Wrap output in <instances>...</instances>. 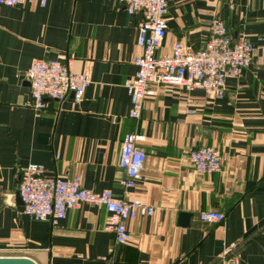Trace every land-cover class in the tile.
I'll return each mask as SVG.
<instances>
[{"label":"crops","instance_id":"0c3cea01","mask_svg":"<svg viewBox=\"0 0 264 264\" xmlns=\"http://www.w3.org/2000/svg\"><path fill=\"white\" fill-rule=\"evenodd\" d=\"M214 17L233 40L243 35L254 47L251 65L226 78L225 98L153 85L131 119L124 83L141 54L140 14L128 15L115 0L0 6V256L36 264H224V248L235 245L228 258L264 264V0H167L155 55H170L175 42L202 49ZM36 59L88 73L81 101L69 95L34 110L23 74ZM130 133L144 137L146 157L141 179L124 190L118 161ZM201 146L218 151L219 172L193 170L188 153ZM30 164L43 165L46 176H80L83 188L138 200L154 213L126 223L125 245L105 229L101 206L82 204L56 226L34 221L21 213L17 192L19 171ZM201 211L224 219L203 223Z\"/></svg>","mask_w":264,"mask_h":264},{"label":"built area","instance_id":"2783aa9c","mask_svg":"<svg viewBox=\"0 0 264 264\" xmlns=\"http://www.w3.org/2000/svg\"><path fill=\"white\" fill-rule=\"evenodd\" d=\"M47 1L0 0V6L16 7L36 2L43 8ZM115 1L123 5L128 15L140 14L142 17L137 25V46L141 54L133 60L136 74L124 83L130 101L128 117L131 119L140 117L143 101L152 94L150 88L153 85L181 87L186 91L198 88L206 96L221 100L226 95V78H238L253 61V45L243 35L233 40L218 17L210 21L202 49L194 50L186 43L175 42L170 55L156 56L155 51L161 47L166 34L167 0ZM23 77L30 84L32 108L36 111L45 110L47 101L61 104L69 95L73 102L79 103L90 83L88 73H73L68 63L62 64L57 60L36 59ZM143 141V136L130 133L120 143L118 167L124 172V177L119 180V185L124 190L133 189L141 179L146 157L140 146ZM188 159L193 170L200 175H211L221 168L220 155L212 147L193 149L189 151ZM17 192L22 201L21 213L34 221H48L51 226H56L66 218L69 210L82 204L103 207L109 214L105 229L114 233L117 245H125L131 238L126 225L128 221L154 213L153 207L138 200L117 199L108 190H87L82 187L80 176L71 179L46 176L41 164H30L19 171ZM198 218L203 223H220L224 215L201 211ZM234 247L224 248V264H238L236 257L228 258Z\"/></svg>","mask_w":264,"mask_h":264},{"label":"water","instance_id":"95a60500","mask_svg":"<svg viewBox=\"0 0 264 264\" xmlns=\"http://www.w3.org/2000/svg\"><path fill=\"white\" fill-rule=\"evenodd\" d=\"M28 85L29 82L26 81ZM180 217L183 219H186L187 217H189V214H180ZM0 264H36L33 260H31L30 258L27 257H14V256H6V257H2L0 256Z\"/></svg>","mask_w":264,"mask_h":264}]
</instances>
